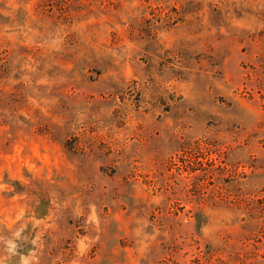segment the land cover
I'll return each instance as SVG.
<instances>
[{"label":"rangeland","instance_id":"374dc122","mask_svg":"<svg viewBox=\"0 0 264 264\" xmlns=\"http://www.w3.org/2000/svg\"><path fill=\"white\" fill-rule=\"evenodd\" d=\"M0 264H264V0H0Z\"/></svg>","mask_w":264,"mask_h":264}]
</instances>
